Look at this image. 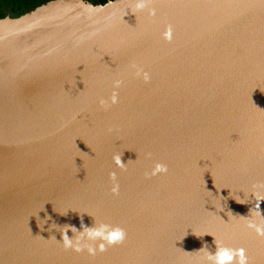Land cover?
<instances>
[{
  "label": "water",
  "instance_id": "obj_1",
  "mask_svg": "<svg viewBox=\"0 0 264 264\" xmlns=\"http://www.w3.org/2000/svg\"><path fill=\"white\" fill-rule=\"evenodd\" d=\"M135 3L0 16V264H34L24 249L50 238L46 211L80 201L86 227L111 219L126 239L66 264H209L214 238L264 264L246 227L264 196V0H153L155 17ZM116 154L126 170L107 166ZM157 163L168 173L146 179Z\"/></svg>",
  "mask_w": 264,
  "mask_h": 264
},
{
  "label": "clouds",
  "instance_id": "obj_2",
  "mask_svg": "<svg viewBox=\"0 0 264 264\" xmlns=\"http://www.w3.org/2000/svg\"><path fill=\"white\" fill-rule=\"evenodd\" d=\"M153 0H136L135 12H143L148 9V15L155 17L156 9L154 7H149ZM173 38V27L172 25H167L164 33L163 39L171 43ZM136 68V65H132ZM136 76L143 77L145 83H148L151 79L150 74L145 72L142 68H136ZM123 81L115 80L113 82L114 91L112 95L107 99L100 98L99 105L101 108L108 110L113 105L118 103V93L115 89H118L122 85ZM150 155V154H149ZM113 162L117 168L121 170H126V164L122 163V154H116L113 156ZM168 167L165 164L157 163L150 173H145L146 178H151L158 174H167ZM109 179L112 181L111 192L113 195H119V183L117 182V176L115 172L109 174ZM254 187L264 188V184H258ZM256 200L255 210H250L251 213H255V216L259 218V222L256 220L249 219L246 227L255 232V234L264 238V216L261 215L259 211V203L264 201V196H258L255 192L252 194ZM237 203H246L245 199L237 200ZM81 228L83 231L79 232V235H74V238L70 239L67 235L68 231L75 233L77 229L74 226H66L62 231V244L65 250H72L76 253L87 252L90 256H95L97 252H104L108 247L121 245L126 239V232L119 226H113L107 223H95L93 227H86L83 225L81 220ZM210 235V234H208ZM55 240V237L51 238ZM214 243L216 244L215 254H210L207 251V245L201 251L206 253L204 259L209 262V264H249V258L246 255V250L244 248H231L222 246L219 244L215 238ZM199 251V252H201Z\"/></svg>",
  "mask_w": 264,
  "mask_h": 264
},
{
  "label": "bare ground",
  "instance_id": "obj_3",
  "mask_svg": "<svg viewBox=\"0 0 264 264\" xmlns=\"http://www.w3.org/2000/svg\"><path fill=\"white\" fill-rule=\"evenodd\" d=\"M112 165L113 157L110 159L107 166L111 167ZM76 169L77 168L74 167L75 171ZM145 173L149 172L145 171ZM164 175L165 174H162L161 177H163ZM59 189L60 187L57 191H59ZM135 192H143V190H138ZM83 209H89V206L80 201L72 203L70 204V206H54L46 211V220L51 225V232L49 234L50 238L48 239V237H46L44 240L42 239L40 241L29 239L26 242V246L24 249V251H28V253L32 257L31 261L34 262V264L42 261H47V264H54L56 259L60 258L61 256L66 258L67 260L62 262V264H66L70 261V249L54 251L53 247L47 241L51 240V238L53 237H55V240L62 239V231L66 226H74L77 230H83L81 228V220L84 226H88L89 223L84 218ZM100 223H107L112 225L114 221L108 219L102 220ZM70 233L71 231H68L67 235H69Z\"/></svg>",
  "mask_w": 264,
  "mask_h": 264
},
{
  "label": "trees",
  "instance_id": "obj_4",
  "mask_svg": "<svg viewBox=\"0 0 264 264\" xmlns=\"http://www.w3.org/2000/svg\"><path fill=\"white\" fill-rule=\"evenodd\" d=\"M53 0H0V16L23 15ZM95 5L105 4L109 0H87Z\"/></svg>",
  "mask_w": 264,
  "mask_h": 264
}]
</instances>
